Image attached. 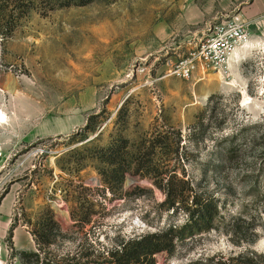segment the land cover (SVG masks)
<instances>
[{
	"label": "rangeland",
	"instance_id": "374dc122",
	"mask_svg": "<svg viewBox=\"0 0 264 264\" xmlns=\"http://www.w3.org/2000/svg\"><path fill=\"white\" fill-rule=\"evenodd\" d=\"M17 5L0 28V264H22L19 250L37 251L31 231L47 214L58 230L47 258L60 264H76L81 245L183 223L181 211L170 218L159 208L164 194L148 177L126 175L123 197L111 198L101 166L82 149L165 131L156 163L224 207L214 228L170 257L157 254L156 264H211L204 258L247 247L264 253V0ZM231 22L246 39L225 67L176 72L197 42ZM74 210L88 218L82 231L70 229Z\"/></svg>",
	"mask_w": 264,
	"mask_h": 264
},
{
	"label": "trees",
	"instance_id": "16d2710c",
	"mask_svg": "<svg viewBox=\"0 0 264 264\" xmlns=\"http://www.w3.org/2000/svg\"><path fill=\"white\" fill-rule=\"evenodd\" d=\"M21 1L23 0H0V28L10 26L11 20L18 15L16 10L20 6L17 4ZM28 1L31 2V5L27 6L23 10L24 12L33 8L34 3L38 0ZM93 1L95 0H48V6L44 10L70 5L82 6ZM12 4L16 5L10 7ZM85 127L90 131L95 129V125H89V123ZM168 139L166 131L158 132L131 145L127 138L118 135L106 145L92 144L82 147L84 151H88L86 156L94 159L101 166L98 169L101 177V189L104 192L108 191L111 198L123 197L122 185L126 175L148 177L154 186L164 194L163 200L158 204L159 208L171 210L170 218L180 211L186 217L180 225L169 220L163 227L153 232L146 231L128 236L116 234L109 244L98 241L96 248L92 246L93 248L89 249V247L85 248L81 245L82 250L80 248L77 251V257L82 261L78 259L76 264H156L157 254H165L166 257H170L174 254L177 245L214 228V224L220 216V208L224 207L221 198L196 189L189 181L177 177L173 169L160 168V165L156 163L157 150L167 147ZM173 148L174 156L179 158L180 138L176 140ZM233 152L232 144L227 149V155L231 156ZM177 158L176 161H178ZM230 158L226 157L225 160L228 161ZM99 197L106 199L104 193L99 194ZM104 200H99V204L106 208L103 204ZM71 217L73 223L70 229L82 231L88 218L81 219L75 210L72 211ZM55 223L48 214L37 221L36 229L31 231L37 251L19 250L18 255L22 264H60L59 262L64 261V259L47 258L50 247L56 239L55 233L58 231ZM40 253L44 254L42 258L39 257ZM204 259L211 264H264V253L247 247L236 254L217 253Z\"/></svg>",
	"mask_w": 264,
	"mask_h": 264
},
{
	"label": "built area",
	"instance_id": "2783aa9c",
	"mask_svg": "<svg viewBox=\"0 0 264 264\" xmlns=\"http://www.w3.org/2000/svg\"><path fill=\"white\" fill-rule=\"evenodd\" d=\"M245 39L246 35L238 23L216 25L205 39L197 42L188 56L180 61L176 72L187 78L194 67L203 71L207 68L222 69L236 45Z\"/></svg>",
	"mask_w": 264,
	"mask_h": 264
},
{
	"label": "bare ground",
	"instance_id": "6f19581e",
	"mask_svg": "<svg viewBox=\"0 0 264 264\" xmlns=\"http://www.w3.org/2000/svg\"><path fill=\"white\" fill-rule=\"evenodd\" d=\"M3 121V114L0 111V122Z\"/></svg>",
	"mask_w": 264,
	"mask_h": 264
},
{
	"label": "crops",
	"instance_id": "0c3cea01",
	"mask_svg": "<svg viewBox=\"0 0 264 264\" xmlns=\"http://www.w3.org/2000/svg\"><path fill=\"white\" fill-rule=\"evenodd\" d=\"M232 56H234V54ZM232 56H231V59H232Z\"/></svg>",
	"mask_w": 264,
	"mask_h": 264
}]
</instances>
